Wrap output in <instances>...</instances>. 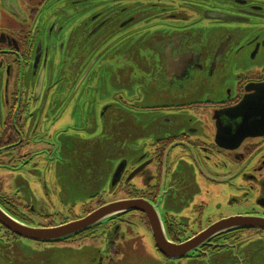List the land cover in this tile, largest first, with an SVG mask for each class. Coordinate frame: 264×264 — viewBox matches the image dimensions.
<instances>
[{"label":"flooded vegetation","instance_id":"flooded-vegetation-1","mask_svg":"<svg viewBox=\"0 0 264 264\" xmlns=\"http://www.w3.org/2000/svg\"><path fill=\"white\" fill-rule=\"evenodd\" d=\"M214 14L221 19L206 18ZM77 28L82 31L73 41ZM208 32H216V43L228 39L223 53L215 59L218 47L186 48L188 56L171 57L183 72L166 77L180 85L186 77L181 76L196 75L199 80L188 81L221 86L216 99L149 103L141 81L130 79L113 91L106 61L120 62L139 38L159 33L171 37V46L184 47L187 36L200 39ZM141 70L152 77L160 71L154 62ZM242 101L243 115L230 113ZM107 113L148 117L155 126L125 133L137 139L130 148L122 147L121 133L107 136L104 146L118 147L109 150L107 163V151L98 153L95 190L80 207L46 213L21 203L19 192H1L0 184V209L24 225L54 228L106 205L138 207L52 242L20 237L0 223L7 240L66 245L98 240L104 254L97 264L132 257L135 249L144 259L182 264L249 249L264 257L259 227L232 228L168 255L155 242V230L184 247L220 221H264V128L237 136L244 118L245 124L264 120V0H0V172L18 177L30 168L29 177L40 181L33 173L38 161L62 160L82 144L93 120ZM219 132L223 143L217 142ZM78 166L88 168L84 162Z\"/></svg>","mask_w":264,"mask_h":264},{"label":"rangeland","instance_id":"rangeland-1","mask_svg":"<svg viewBox=\"0 0 264 264\" xmlns=\"http://www.w3.org/2000/svg\"><path fill=\"white\" fill-rule=\"evenodd\" d=\"M82 28H77L72 32L70 39L73 41L81 34ZM208 33L203 37L206 39ZM102 34L98 35L99 37ZM216 39L217 36L211 37ZM69 39V40H70ZM63 40V38L61 39ZM113 91L118 88L114 86ZM196 91L205 93V88H197ZM179 90L173 88L169 94H176ZM143 99L149 103H155L156 95L154 92L144 93ZM206 96V95H205ZM179 99V98H176ZM199 97L197 100H205ZM94 126L86 132L80 146H72L68 155L62 160L52 163L38 161V165L33 173L41 176L40 181H35L29 177L30 168L22 171V175L15 177L0 172L3 176L1 192L12 194L19 192L18 198L21 203L27 201L31 205L42 208L46 213L64 210L68 207L78 208L84 203L89 195L95 190L93 184V165L98 161V153L105 149L106 163L109 160V150L118 146H104L107 136L114 132L123 135L121 141L130 148V144L137 139L124 136L127 132L139 130L145 133L154 127V121L148 117H133L126 113L113 114L107 113L102 118L93 120ZM95 128V129H94ZM94 129V130H93ZM84 162L88 168L83 170L80 165ZM2 178V177H1ZM3 186V188H2ZM32 192H34L32 194ZM16 195V194H12ZM103 244L98 240H86L73 244H34L24 240H7L0 231V264H97L103 257ZM130 251V250H128ZM135 254V257L133 256ZM140 251L132 250V257H125L114 264H182L167 262L156 257L142 258ZM217 261H206L202 264H264V257L253 256L251 249L238 253H223ZM194 264V263H193Z\"/></svg>","mask_w":264,"mask_h":264},{"label":"water","instance_id":"water-1","mask_svg":"<svg viewBox=\"0 0 264 264\" xmlns=\"http://www.w3.org/2000/svg\"><path fill=\"white\" fill-rule=\"evenodd\" d=\"M206 18L221 19L220 15L215 14L206 16ZM213 33L216 32H208V34L206 35L208 37H206V39L203 38L204 35L200 39H195L193 37L187 36L183 39L184 47L171 46V37L159 33L141 37L136 40L133 45H128L129 49L125 54L120 57V62H117L115 60V57H111L106 61L108 65L107 68L112 73L111 81L115 86H124L123 83L127 82L124 79H130L133 83H136L137 80H140V83L143 84L144 93L154 92L156 95L154 101L158 103H188L197 100L199 97H204L205 95L208 98L216 99L219 95V90L222 89L221 86H217L210 82L206 83L204 81H188L189 77L199 80L196 75L181 76L180 78H184L185 76L186 77L180 85L177 81L176 83H171L167 81V77L173 76V72H183L182 65L175 63V60L171 61V57L176 56L177 58H182L184 56H188L189 54L185 51L186 48L192 47L195 49L197 47H200L206 50L218 47L215 59L220 56L221 53H223L222 49L226 47L228 39L223 38L216 43V39L211 38H215L216 36V34ZM150 62L158 64V69H160L158 76L152 77L144 70H141V74L138 73L140 68ZM200 87L206 89L205 93H200V91H196V89ZM173 88L179 90V92L170 95L169 91ZM246 106L247 102L242 101L239 105L233 108L230 113H233L237 116H241L243 115V111ZM246 120L247 118H244V122ZM244 122L243 124L241 123L242 125L238 127V129L240 128L239 133H237L238 137L250 135L252 131L264 128V120L256 121L250 124H245ZM223 141L224 135L223 133L219 132L217 136V142L223 143ZM136 207H138V203L136 202H123L119 204L115 203L106 205L90 213L79 221L54 228H35L24 225L11 218L9 215L4 213L0 209V223L9 231L13 232L14 234L20 237L39 242H52L61 239H66L68 237L76 235L80 232H83L98 225L111 215H114L126 209H136ZM138 209L143 210L140 207ZM236 227H259L264 229V221L258 220L256 218L243 217H236L233 219L220 221L214 224L206 231H204L188 246L184 247H176L170 244L165 238H161L159 235H157V231L155 230V242L157 248L165 255H168V253H181L186 249V247H192L195 242L198 244L203 243L206 239L217 233L227 231Z\"/></svg>","mask_w":264,"mask_h":264},{"label":"bare ground","instance_id":"bare-ground-1","mask_svg":"<svg viewBox=\"0 0 264 264\" xmlns=\"http://www.w3.org/2000/svg\"><path fill=\"white\" fill-rule=\"evenodd\" d=\"M62 225V224H61ZM58 227V226H57ZM170 228V227H169ZM165 262V261H164Z\"/></svg>","mask_w":264,"mask_h":264}]
</instances>
